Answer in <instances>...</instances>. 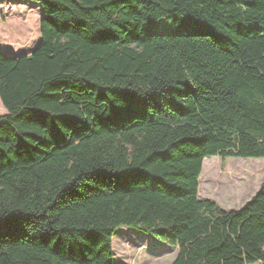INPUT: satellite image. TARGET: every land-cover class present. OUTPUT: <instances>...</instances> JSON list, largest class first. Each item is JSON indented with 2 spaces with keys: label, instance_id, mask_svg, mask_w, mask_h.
Wrapping results in <instances>:
<instances>
[{
  "label": "trees",
  "instance_id": "16d2710c",
  "mask_svg": "<svg viewBox=\"0 0 264 264\" xmlns=\"http://www.w3.org/2000/svg\"><path fill=\"white\" fill-rule=\"evenodd\" d=\"M24 1L40 41L0 53V264H114L122 227L171 264H264V180L238 210L198 199L205 158L264 159V0Z\"/></svg>",
  "mask_w": 264,
  "mask_h": 264
},
{
  "label": "rangeland",
  "instance_id": "374dc122",
  "mask_svg": "<svg viewBox=\"0 0 264 264\" xmlns=\"http://www.w3.org/2000/svg\"><path fill=\"white\" fill-rule=\"evenodd\" d=\"M29 11L31 24L27 25ZM42 11L38 3L0 0V53L9 57L29 55L39 44ZM0 104V115L4 114ZM198 180V199L209 200L224 211L241 208L259 190L264 180V159L209 157ZM114 264H171L176 248L129 228H119L112 237ZM261 264V263H256Z\"/></svg>",
  "mask_w": 264,
  "mask_h": 264
},
{
  "label": "bare ground",
  "instance_id": "6f19581e",
  "mask_svg": "<svg viewBox=\"0 0 264 264\" xmlns=\"http://www.w3.org/2000/svg\"><path fill=\"white\" fill-rule=\"evenodd\" d=\"M204 169H205V165L203 164V165H202V171H203Z\"/></svg>",
  "mask_w": 264,
  "mask_h": 264
},
{
  "label": "crops",
  "instance_id": "0c3cea01",
  "mask_svg": "<svg viewBox=\"0 0 264 264\" xmlns=\"http://www.w3.org/2000/svg\"><path fill=\"white\" fill-rule=\"evenodd\" d=\"M4 110V109H3ZM5 111V110H4ZM5 114V113H4ZM4 114H2V115H4ZM1 116V115H0Z\"/></svg>",
  "mask_w": 264,
  "mask_h": 264
}]
</instances>
